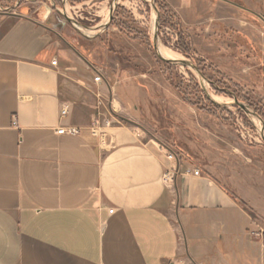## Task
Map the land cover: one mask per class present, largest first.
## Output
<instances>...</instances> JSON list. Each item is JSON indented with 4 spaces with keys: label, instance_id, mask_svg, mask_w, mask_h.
<instances>
[{
    "label": "crops",
    "instance_id": "0c3cea01",
    "mask_svg": "<svg viewBox=\"0 0 264 264\" xmlns=\"http://www.w3.org/2000/svg\"><path fill=\"white\" fill-rule=\"evenodd\" d=\"M40 9H0V264H208L206 242L253 239L255 220L217 177L168 161L137 127L91 131L93 76L79 79Z\"/></svg>",
    "mask_w": 264,
    "mask_h": 264
},
{
    "label": "rangeland",
    "instance_id": "374dc122",
    "mask_svg": "<svg viewBox=\"0 0 264 264\" xmlns=\"http://www.w3.org/2000/svg\"><path fill=\"white\" fill-rule=\"evenodd\" d=\"M147 1L118 0L113 23L94 38L72 27L53 9L52 0H20L14 9L34 14L45 7L60 39L80 59L79 79L102 74V102L94 94L96 87L84 88L93 97L87 101L95 114L91 125L97 117L101 123L110 118L112 124H119L105 108L112 103L121 124L139 128L144 140L157 141L173 154L174 162L195 164L217 177L239 199L246 215L264 227V142L257 121L236 105L211 106L195 71L156 56ZM16 2L0 0V6L8 8ZM54 2L62 9L63 0ZM110 2L66 0L65 7L92 28L107 17ZM156 4L161 47L196 63L218 87L206 83L211 97L230 103L233 93L264 111V0H156ZM119 7L124 11L117 12ZM167 11L176 16L178 28L162 23ZM198 89L210 102L202 97L197 106L191 104ZM247 221L245 232L253 225ZM206 244L210 245L208 264H258L262 249L246 234L239 242Z\"/></svg>",
    "mask_w": 264,
    "mask_h": 264
},
{
    "label": "water",
    "instance_id": "95a60500",
    "mask_svg": "<svg viewBox=\"0 0 264 264\" xmlns=\"http://www.w3.org/2000/svg\"><path fill=\"white\" fill-rule=\"evenodd\" d=\"M30 1H35V0H30ZM52 1H53L52 2L53 3L52 4L53 9H55L60 15H62L67 20V22L70 25H72V27H74L82 35H84L85 37H88V38H94V37L98 36L99 34H101L102 32H104L105 30H107V28L110 25L111 20L114 16L116 7L118 5V0H111V2L109 4V10H108L107 17L104 19V21L100 25H98L97 27H92L93 29L96 30V33L91 34L90 30L92 28L85 26L84 24H82L81 22L76 20L74 17L69 15V13H67V10L65 7L66 0H63V2H62V4H63L62 9H60L55 4L54 0H52ZM19 2H20V0H17V2L15 3L14 6L8 7V8H3L0 6V9L3 11H12V10H14V8H16L19 5ZM147 2L149 3V5L151 6V9H152V16H153L152 45H153V49H154L156 56L160 60H162V61H164L170 65L183 66V67H186L188 69L195 71L197 73L200 81H201L202 88H203L206 96L215 105H218L221 107H231V106L236 105L239 109L243 110L249 117L255 118V120L257 121V127H258L259 135L264 142V120L255 111V109L253 107H251L249 104H247L243 101L238 100L237 97L233 93H231L233 101L230 103L215 100L213 97H211L209 95V93L207 92L206 87H205L206 83L214 84L213 81L208 79L203 74V72L201 71V69H199V67L196 63H194L190 60H186V59L170 58V57H167L163 54V52L161 51V43H160V35H159V33H160V14H159V10L157 8L156 0H148Z\"/></svg>",
    "mask_w": 264,
    "mask_h": 264
},
{
    "label": "built area",
    "instance_id": "2783aa9c",
    "mask_svg": "<svg viewBox=\"0 0 264 264\" xmlns=\"http://www.w3.org/2000/svg\"><path fill=\"white\" fill-rule=\"evenodd\" d=\"M56 62H57V60L53 59L51 61V64L56 65ZM102 81H103V78H102L101 73H96L93 76V82L96 85V91L94 92V94H95L96 98L99 100V102H102V99H103V93L99 89V84H101ZM105 108H106L107 112L111 115L112 119L118 121V123L121 124V122L115 117L117 109L114 108L112 103L109 107L105 106ZM66 113H67V108L63 107L61 109V115H65ZM12 124L16 125V121H13ZM111 125H113V124H112V120H110V118L105 119L101 123V119L99 117H97V118H95L94 123L91 125V131L98 136L104 137L105 132L103 131V128L111 126ZM77 130H78L77 127H74V126H69V127L61 126L57 129V133H59V134H62V133L75 134V133H77ZM159 149L161 151L165 150L164 147H161V148L159 147ZM164 155L168 161L173 159V154L171 152H168L167 150L164 151ZM192 172L195 175H199L198 169H193ZM175 173H176L175 167L171 166L170 164L165 165V173H164L165 182L172 181ZM253 222L255 224V227L250 231V234L252 237L259 240V243H260L262 249L264 250V227H262L256 221H253Z\"/></svg>",
    "mask_w": 264,
    "mask_h": 264
},
{
    "label": "trees",
    "instance_id": "16d2710c",
    "mask_svg": "<svg viewBox=\"0 0 264 264\" xmlns=\"http://www.w3.org/2000/svg\"><path fill=\"white\" fill-rule=\"evenodd\" d=\"M68 1H70V2H74V1H83V0H68ZM118 10H123L124 11V9L122 8V7H119L118 9H117V12H118ZM164 14L162 15V23H165V24H169L170 26H173V27H177L178 28V26H177V23H176V20H175V15L172 13V12H170V11H167V12H163ZM111 23H113L112 21H111ZM215 87L217 86L215 83L213 84ZM218 88V87H217ZM222 90H225V89H222ZM183 97H184V95H183ZM202 97L204 98V100L206 99V100H208L207 98H205V96L203 95V93H202V91H201V89H198V97L196 98V101L195 102H191V104H193L194 106H197V104L199 103V102H201V99H202ZM209 101V100H208ZM210 102V101H209ZM211 104V106H214V107H218V106H216V105H214V104H212V102H210ZM253 105V107L255 108V110L262 116V117H264V111H262V110H260L258 107H256V106H254V104H252ZM202 107H203V105H201ZM203 109V108H202Z\"/></svg>",
    "mask_w": 264,
    "mask_h": 264
},
{
    "label": "bare ground",
    "instance_id": "6f19581e",
    "mask_svg": "<svg viewBox=\"0 0 264 264\" xmlns=\"http://www.w3.org/2000/svg\"><path fill=\"white\" fill-rule=\"evenodd\" d=\"M161 51L163 52V54L167 57L170 58H179L178 55L174 54L173 52L167 50L165 47H161ZM221 99V98H220Z\"/></svg>",
    "mask_w": 264,
    "mask_h": 264
}]
</instances>
